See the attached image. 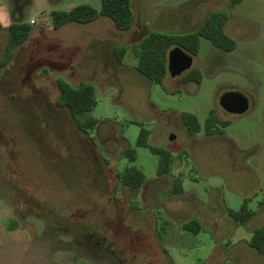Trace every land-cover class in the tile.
Instances as JSON below:
<instances>
[{"label": "rangeland", "instance_id": "rangeland-1", "mask_svg": "<svg viewBox=\"0 0 264 264\" xmlns=\"http://www.w3.org/2000/svg\"><path fill=\"white\" fill-rule=\"evenodd\" d=\"M131 1L130 28L105 15L35 27L0 70V264H264L249 243L264 224V0ZM83 2L102 4L0 0V61L12 22ZM218 9L229 14L225 30L237 44L224 50L201 37L191 66L201 69L200 82L184 80L190 68L153 82L136 69L131 47L122 61L115 55V46L150 29L193 30ZM58 79L96 85L97 105L81 113L99 118L90 133L57 105ZM228 89L249 97L246 112L221 106ZM212 109L230 119L223 134L205 132ZM185 110L199 116L196 134ZM131 119L172 151L169 173L159 175V155L136 145L141 125ZM126 140L137 147L134 161L122 153ZM130 164L146 174L134 192L116 178ZM180 175L185 191L174 193ZM245 198L255 214L240 223L226 208ZM194 221L198 231L183 227Z\"/></svg>", "mask_w": 264, "mask_h": 264}, {"label": "trees", "instance_id": "trees-1", "mask_svg": "<svg viewBox=\"0 0 264 264\" xmlns=\"http://www.w3.org/2000/svg\"><path fill=\"white\" fill-rule=\"evenodd\" d=\"M101 7L97 8L88 2L74 5L70 9H43L32 21H14L9 26V40L5 56L0 61V70L13 54L16 46L26 40L35 27L56 29L64 24L75 21L87 23L95 20L101 15L109 16L113 19L119 29H128L133 25L135 14L131 0H101ZM229 19V14L224 10H213L209 12L203 22L193 30L187 31H163L160 29H150L139 39L129 43L115 46L114 52L119 61L131 47L138 59L136 69L148 79L157 83H164L165 77L169 74L168 54L175 45L182 46L187 52L196 55L201 46V37L205 36L214 44L224 50H232L236 47V39L227 33L225 24ZM202 71L198 66H194L185 74L184 80H195L200 82ZM60 95L57 99L59 107H67L71 118L76 126L86 133H90L99 121V118L89 114L85 118L82 112L92 111L98 103L96 85L93 82L82 80L78 84H73L68 80L58 79ZM182 119L191 134L199 132L203 125L199 116L193 111H183ZM141 125L140 132L136 139V145H144L159 155L157 172L159 175L169 173L173 167L174 156L172 151L149 140L150 129L139 119H131ZM230 123V119L224 118L217 110L212 109L208 114L204 129L207 134H223L225 127ZM125 139V136H122ZM93 139V138H92ZM94 142V140H93ZM129 140L123 147L122 153L129 160L137 158V147ZM117 182L127 185L132 192L137 191L146 181L144 170L135 165H126L123 169L116 171ZM174 193H183V179L176 176L172 182ZM228 213L240 223H246L255 214V210L249 205V200L244 199L239 209L226 208ZM185 229L198 231L201 229L197 221L185 222ZM260 253H264V224L253 229L249 241Z\"/></svg>", "mask_w": 264, "mask_h": 264}, {"label": "water", "instance_id": "water-1", "mask_svg": "<svg viewBox=\"0 0 264 264\" xmlns=\"http://www.w3.org/2000/svg\"><path fill=\"white\" fill-rule=\"evenodd\" d=\"M193 54L187 52L182 46L175 45L169 50L168 70L172 75L180 74L191 68ZM219 102L221 106L233 113H244L250 107L249 97L240 90L228 89L220 94Z\"/></svg>", "mask_w": 264, "mask_h": 264}, {"label": "flooded vegetation", "instance_id": "flooded-vegetation-1", "mask_svg": "<svg viewBox=\"0 0 264 264\" xmlns=\"http://www.w3.org/2000/svg\"><path fill=\"white\" fill-rule=\"evenodd\" d=\"M193 67H194V66H193ZM193 67H192V68H193ZM192 68H190L188 71H190ZM188 71H187V72H188Z\"/></svg>", "mask_w": 264, "mask_h": 264}]
</instances>
